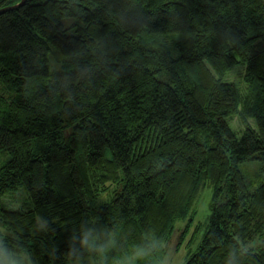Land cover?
<instances>
[{"label": "trees", "instance_id": "trees-1", "mask_svg": "<svg viewBox=\"0 0 264 264\" xmlns=\"http://www.w3.org/2000/svg\"><path fill=\"white\" fill-rule=\"evenodd\" d=\"M4 154L0 195L21 204H0V239L34 264L91 256L82 226L113 230L124 248L162 241L159 264L209 183L212 212L184 264H264V0H26L1 12ZM256 159L251 180L241 165Z\"/></svg>", "mask_w": 264, "mask_h": 264}, {"label": "rangeland", "instance_id": "rangeland-1", "mask_svg": "<svg viewBox=\"0 0 264 264\" xmlns=\"http://www.w3.org/2000/svg\"><path fill=\"white\" fill-rule=\"evenodd\" d=\"M243 72L244 68H237L233 71L230 77L233 80L238 81L239 79H242ZM229 119L231 127L238 135H240L242 124L240 123L239 118L235 116L230 117ZM251 123L255 125V119H252ZM69 133L70 128L66 130V135L68 136ZM7 156V154H4L0 157V159L4 160ZM2 160H0V164ZM258 167L259 160L257 159L250 160L241 165L242 170L251 180L254 178V172L258 169ZM213 195L214 185L209 183L200 191L194 206V215L192 216L193 219H190L189 215L188 218H182L176 222L171 239L168 243V253L165 257L166 264H184L186 259L198 249L199 243L201 242L206 230V224L208 223L212 212L211 202ZM20 196L23 200L26 199V194L24 192H21ZM106 197L108 198L109 195L105 194L103 198ZM0 204H4L9 208H15L20 206L21 201L16 193L6 196L0 195ZM70 264H95V261L91 256H88L83 260L71 261Z\"/></svg>", "mask_w": 264, "mask_h": 264}, {"label": "clouds", "instance_id": "clouds-1", "mask_svg": "<svg viewBox=\"0 0 264 264\" xmlns=\"http://www.w3.org/2000/svg\"><path fill=\"white\" fill-rule=\"evenodd\" d=\"M106 232V234H105ZM164 247L162 241L150 239L147 235L144 242L124 248L113 230L88 228L83 230L81 249L93 256L95 264H156L154 254ZM119 249L118 255H111ZM67 255H72L70 249ZM0 264H34L31 253L26 250H15L5 240L0 239ZM159 264H166L159 261Z\"/></svg>", "mask_w": 264, "mask_h": 264}, {"label": "water", "instance_id": "water-1", "mask_svg": "<svg viewBox=\"0 0 264 264\" xmlns=\"http://www.w3.org/2000/svg\"><path fill=\"white\" fill-rule=\"evenodd\" d=\"M25 2H26V0H22L20 3H17L15 5L3 7V8L0 9V13L4 12V11H7L9 9H14L16 7H19V6L23 5Z\"/></svg>", "mask_w": 264, "mask_h": 264}]
</instances>
